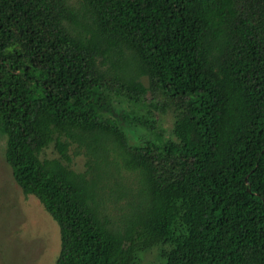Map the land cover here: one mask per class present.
Wrapping results in <instances>:
<instances>
[{"label":"trees","instance_id":"1","mask_svg":"<svg viewBox=\"0 0 264 264\" xmlns=\"http://www.w3.org/2000/svg\"><path fill=\"white\" fill-rule=\"evenodd\" d=\"M0 136L54 264H264V0H0Z\"/></svg>","mask_w":264,"mask_h":264},{"label":"rangeland","instance_id":"2","mask_svg":"<svg viewBox=\"0 0 264 264\" xmlns=\"http://www.w3.org/2000/svg\"><path fill=\"white\" fill-rule=\"evenodd\" d=\"M147 86L148 80L142 77ZM164 97H146L148 108L160 119L164 137L169 136L174 115L171 108L160 111ZM156 106V107H155ZM135 136H130L134 142ZM41 157H55L57 152L49 145ZM85 156L75 157L71 167L76 171L85 168ZM123 182L134 185L133 175L125 174ZM124 200V199H123ZM123 203V202H121ZM119 213V212H117ZM60 239L56 222L33 195H25L12 177L11 168L4 159V138L0 136V264H54L59 253ZM157 247L145 253L139 264H163Z\"/></svg>","mask_w":264,"mask_h":264}]
</instances>
